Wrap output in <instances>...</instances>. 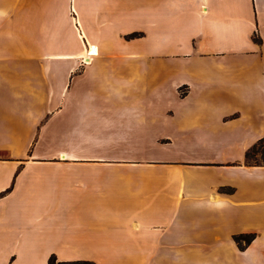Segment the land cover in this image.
<instances>
[{"label":"crops","instance_id":"obj_1","mask_svg":"<svg viewBox=\"0 0 264 264\" xmlns=\"http://www.w3.org/2000/svg\"><path fill=\"white\" fill-rule=\"evenodd\" d=\"M262 139L264 0H0V264H264Z\"/></svg>","mask_w":264,"mask_h":264},{"label":"rangeland","instance_id":"obj_2","mask_svg":"<svg viewBox=\"0 0 264 264\" xmlns=\"http://www.w3.org/2000/svg\"><path fill=\"white\" fill-rule=\"evenodd\" d=\"M98 79L99 78L95 79L93 77H86V80L87 81L85 80L86 81L85 86L86 87L87 86L89 87L87 99H89L92 102H96V103L102 97V94L99 92V89L97 88ZM80 80H82V78H80ZM78 83L80 85H83V81H79ZM82 95L83 94H81L80 97L83 99V96ZM79 109H80V112L83 111V109H82V103H81ZM79 109L76 112V114L78 116H80L79 115ZM83 113H84V111L82 112V114ZM247 162L248 163H251V164H264V139L261 140V141H259L256 144L255 148L250 151L249 158L247 159Z\"/></svg>","mask_w":264,"mask_h":264},{"label":"trees","instance_id":"obj_3","mask_svg":"<svg viewBox=\"0 0 264 264\" xmlns=\"http://www.w3.org/2000/svg\"><path fill=\"white\" fill-rule=\"evenodd\" d=\"M133 36H136V34H133ZM263 140V139H262ZM261 141V140H260ZM256 145H254V147H252L246 154V159L249 158V154L250 151L253 150L255 148ZM254 238L253 234H249V235H239L236 236V240L242 244V246L244 245H248ZM49 264H56V258L54 256L50 257L49 259ZM68 264H95L94 262L91 261H77V262H71Z\"/></svg>","mask_w":264,"mask_h":264},{"label":"built area","instance_id":"obj_4","mask_svg":"<svg viewBox=\"0 0 264 264\" xmlns=\"http://www.w3.org/2000/svg\"><path fill=\"white\" fill-rule=\"evenodd\" d=\"M91 54H90V51L88 52V56H90Z\"/></svg>","mask_w":264,"mask_h":264},{"label":"bare ground","instance_id":"obj_5","mask_svg":"<svg viewBox=\"0 0 264 264\" xmlns=\"http://www.w3.org/2000/svg\"><path fill=\"white\" fill-rule=\"evenodd\" d=\"M90 54H91V50H90ZM87 61V60H86Z\"/></svg>","mask_w":264,"mask_h":264}]
</instances>
